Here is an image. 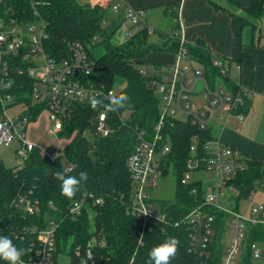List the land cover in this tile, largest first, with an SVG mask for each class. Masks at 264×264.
<instances>
[{"label":"trees","instance_id":"1","mask_svg":"<svg viewBox=\"0 0 264 264\" xmlns=\"http://www.w3.org/2000/svg\"><path fill=\"white\" fill-rule=\"evenodd\" d=\"M208 1L217 11L229 14L233 33L230 58L241 64L248 56L243 43L244 29L250 27L254 36L264 15V0ZM179 7L178 1L164 5V15L178 20ZM0 13L7 19H42L46 34L44 47L51 55L67 51L69 43H82L97 65L87 80L108 88L122 81L124 87L118 95L129 97L126 107L111 112L114 131L107 137L89 138L93 119L101 107L93 110L90 103L76 107L72 118L65 122L59 134L61 139L68 140L63 156L67 163L73 165L70 171H65L62 157L50 161L41 157L38 148L30 151L17 166L9 167L0 160V235H7L18 247L29 249L30 242L35 238L31 228L45 227L48 220H53L57 225L53 264H56L59 253L69 255L71 264H81L88 248L93 255L92 264H149L150 249L169 237H175L180 242L171 264H220L225 248L223 240L227 233L228 213L208 207L216 218L218 233L208 248L209 254L199 257L189 251L185 229L161 224L141 229L133 223L127 210L133 190L127 160L136 144V131L151 133L160 115V99L149 85L152 75L150 72L149 75L141 74L139 65L151 52L177 54L184 47L192 59L213 72L212 53L205 42L197 38L193 43L181 44L179 35L172 34L180 29V24L176 22L167 37L153 43L147 25L140 23L131 38L115 45L111 40L126 24L125 10L121 8L114 12L110 6L92 5L84 0H3ZM96 35L99 39L94 41ZM169 66L155 65L153 69L163 72ZM21 81L22 87L15 92L17 100L30 103L33 82L27 77ZM250 102L249 97L245 99L240 109L242 113L247 114ZM42 109H30L28 113L32 120H36ZM123 112H128L129 116L121 121L119 114ZM166 133L170 138L171 152L164 163L163 175L172 172L177 177L176 196L173 201H158L157 204L168 217L177 218L205 200L200 182L182 184L181 179L194 139L201 153L204 144L214 137V130L200 129L188 122L175 120L173 124L168 122ZM81 171L88 174L87 182L82 183L88 195L85 197L78 192L74 199L69 200L61 195L60 182L55 179L54 173L64 172L66 176L78 177ZM257 183L264 186V162L244 158V168L237 171L228 182V187L239 197H249ZM29 192L39 205V211L34 214L12 205L18 194ZM81 199L87 200L82 214L76 219L67 216L69 206ZM97 199L102 202L96 203ZM231 200H234L232 194ZM233 211H238V208ZM13 231L17 237L10 234ZM139 233H142V241ZM253 242L263 246L264 255V224L248 226L238 264H252L250 246ZM0 264L6 262L0 260Z\"/></svg>","mask_w":264,"mask_h":264},{"label":"built area","instance_id":"2","mask_svg":"<svg viewBox=\"0 0 264 264\" xmlns=\"http://www.w3.org/2000/svg\"><path fill=\"white\" fill-rule=\"evenodd\" d=\"M2 2L3 0H0V7ZM110 7L114 12L120 10L118 3H112ZM125 15L126 22L136 26L143 23L145 12L127 7ZM180 30L181 27L172 34L180 37ZM133 35L131 27H128L127 39ZM45 38V23L42 19H7L0 13V147H10L17 142L18 157L24 159L30 151L38 148L42 158L53 161L56 156L50 155L29 139V126L38 121L45 112L50 133L61 139L59 134L63 131L65 122L72 118L78 105L90 103L92 96L104 99L110 93L118 95L121 89L116 90L115 85L108 88L104 84L97 85L87 80L97 69V65L82 43H69L67 51L51 55L44 47ZM98 39L99 36L96 35L94 41ZM180 43H185L182 38ZM181 60L188 64L181 65ZM211 63L213 72H209L205 65L192 59L183 47L176 54V62L170 65L167 71L153 69L150 72L152 77L149 85L160 99V115L151 133L136 131V144L127 160L133 184L127 210L133 223L141 229L158 224L185 229L189 251L199 257L209 254L208 248L218 233L216 218L208 207L228 213V244L224 248L220 264H238L248 226L264 224V206L253 208L249 216H244L239 211H227L216 205L217 194L223 187H228V182L238 170L244 168V157L240 152L222 143L214 134V137L204 144L203 152L200 153L197 140L194 139L181 183L193 182V171H209L217 177L218 185L213 186L210 195L204 196L205 200L201 205L183 216L168 217L157 203L152 202L148 193L150 189L157 187L158 180L164 173V163L171 152L170 138L166 133L168 122L173 124L175 120H179L200 129L214 130L217 125L225 126L232 117L240 121L244 119L245 114L240 109L251 90L239 81L241 64L225 57H213ZM139 71L143 75H149L146 69L139 68ZM23 77L33 82L30 103L17 100L15 94L17 89L22 87ZM108 102L104 99L105 104ZM31 108H43L36 120H32L28 113ZM119 115L123 121L129 113L123 112ZM92 126L93 137L111 135L114 131L112 113L101 107L93 119ZM72 168L73 165L65 163V171ZM230 190L232 191L231 188ZM95 202L101 203L102 200L97 199ZM12 205L30 214L39 211L38 201L31 198V192L18 194ZM86 205V199L73 202L67 210V216L76 219ZM56 228L53 220H48L45 227L31 228V234H34L35 238L29 244L31 252L22 257L24 264H53ZM10 234L17 237L15 231ZM141 237L142 233H139V238ZM250 249L253 259L264 258L263 246L260 243L253 242ZM92 263L93 255L88 248L81 264Z\"/></svg>","mask_w":264,"mask_h":264},{"label":"crops","instance_id":"3","mask_svg":"<svg viewBox=\"0 0 264 264\" xmlns=\"http://www.w3.org/2000/svg\"><path fill=\"white\" fill-rule=\"evenodd\" d=\"M92 5L110 6L118 3L120 9L131 7L144 10V17L151 16V12L163 6L178 1L179 18L174 20L180 24V37L185 43H193L195 39H202L212 53V57L230 58L233 50V33L231 18L225 11H217L208 0H84ZM164 14V12H163ZM143 17V18H144ZM145 17V18H146ZM143 23L146 24L143 19ZM174 25H172L170 32ZM246 30L244 29V32ZM243 43L248 56L242 61L239 76L240 83L249 88L251 93L250 106L244 119L236 117L228 120L225 126L217 125L214 134L222 143L237 150L244 158H254L264 162V15L260 19L254 36L245 35ZM175 59L167 65L176 62ZM30 135V129H29ZM1 161H4L1 158Z\"/></svg>","mask_w":264,"mask_h":264},{"label":"rangeland","instance_id":"4","mask_svg":"<svg viewBox=\"0 0 264 264\" xmlns=\"http://www.w3.org/2000/svg\"><path fill=\"white\" fill-rule=\"evenodd\" d=\"M150 17H144L146 25L150 31V41L157 43L167 37L170 33L172 25H174V20L163 14L162 10H155L150 13ZM131 27V31L136 32L137 26H132L130 22H126L113 36L112 43L115 45H120L127 40V29ZM245 35L251 33V28H245ZM162 33L163 36H160ZM175 59L174 54L165 52H151L147 55V58L139 65V68L146 69L148 72L153 70L155 65H160L165 68L166 65ZM181 65H187L188 63L184 60L179 62ZM170 64V63H169ZM164 70V69H163ZM122 81H118L115 85L116 90L122 89ZM29 139L35 142L41 149L45 150L52 156L62 157V162L66 163L63 156V151L67 146V139H59L57 136L50 133V126L44 112L38 119V121L33 122L30 126ZM89 138H93L90 132ZM18 143L14 142L10 147H0V160L4 159L5 164L9 167L17 166L22 162V158L17 155ZM191 181L199 182L202 185L204 196H208L213 192V186L218 185L217 177L209 171H193L191 173ZM176 186L177 177L169 172L164 174L159 178L157 187L150 189L148 191L150 199L153 203L158 201H173L176 196ZM231 194L234 196V200H231ZM216 205L224 210L230 211L238 208V211L244 215L249 216L251 209L264 206V186L256 184V189H254L249 197H239L237 193H231L230 188L223 187L222 191L217 194ZM229 221V216L227 222ZM227 226V223H226ZM224 247L228 244V236L223 240ZM56 264H71L70 256L64 253H59L56 256ZM252 264H264V258L252 259Z\"/></svg>","mask_w":264,"mask_h":264},{"label":"clouds","instance_id":"5","mask_svg":"<svg viewBox=\"0 0 264 264\" xmlns=\"http://www.w3.org/2000/svg\"><path fill=\"white\" fill-rule=\"evenodd\" d=\"M104 99L109 102L104 103ZM104 99L92 96L90 105L93 110L103 107L108 112H115L121 108L126 107L129 97L127 95H113L109 94ZM55 179L60 182L61 195L72 200L76 197L77 193H82V196H87L88 193L82 188V183H86L88 174L81 171L79 176H66L64 172L54 173ZM147 214V213H145ZM143 237H141L142 241ZM179 240L175 237H169L162 243L154 246L149 251V264H171L172 259L176 256L179 250ZM31 252V249L18 247L13 243V240L7 235H0V260L6 264H24L22 257Z\"/></svg>","mask_w":264,"mask_h":264}]
</instances>
